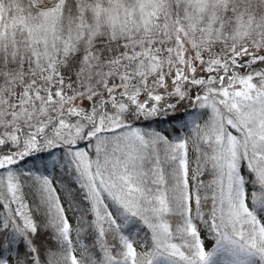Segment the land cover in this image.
I'll return each mask as SVG.
<instances>
[{
  "label": "snow or ice",
  "instance_id": "snow-or-ice-1",
  "mask_svg": "<svg viewBox=\"0 0 264 264\" xmlns=\"http://www.w3.org/2000/svg\"><path fill=\"white\" fill-rule=\"evenodd\" d=\"M0 264H264V0H0Z\"/></svg>",
  "mask_w": 264,
  "mask_h": 264
}]
</instances>
